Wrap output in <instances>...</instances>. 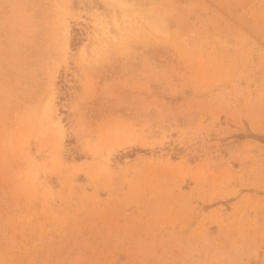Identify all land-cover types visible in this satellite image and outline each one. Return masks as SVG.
I'll list each match as a JSON object with an SVG mask.
<instances>
[{"label": "rangeland", "instance_id": "374dc122", "mask_svg": "<svg viewBox=\"0 0 264 264\" xmlns=\"http://www.w3.org/2000/svg\"><path fill=\"white\" fill-rule=\"evenodd\" d=\"M258 137L264 0H0V264H264Z\"/></svg>", "mask_w": 264, "mask_h": 264}, {"label": "trees", "instance_id": "16d2710c", "mask_svg": "<svg viewBox=\"0 0 264 264\" xmlns=\"http://www.w3.org/2000/svg\"><path fill=\"white\" fill-rule=\"evenodd\" d=\"M75 32H79V30H77V29H75ZM75 38H73L72 37V42H71V44H72V46H76L77 45V42H75V40H74ZM78 40V39H77ZM258 139L260 140V141H262V142H264V137H258ZM136 150H134V152H135ZM133 152V151H132Z\"/></svg>", "mask_w": 264, "mask_h": 264}, {"label": "bare ground", "instance_id": "6f19581e", "mask_svg": "<svg viewBox=\"0 0 264 264\" xmlns=\"http://www.w3.org/2000/svg\"><path fill=\"white\" fill-rule=\"evenodd\" d=\"M61 42H62V40H61Z\"/></svg>", "mask_w": 264, "mask_h": 264}]
</instances>
